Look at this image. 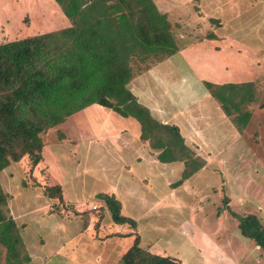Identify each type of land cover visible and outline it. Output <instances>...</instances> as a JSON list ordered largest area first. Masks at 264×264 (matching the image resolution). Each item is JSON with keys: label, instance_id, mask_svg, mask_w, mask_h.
<instances>
[{"label": "rangeland", "instance_id": "374dc122", "mask_svg": "<svg viewBox=\"0 0 264 264\" xmlns=\"http://www.w3.org/2000/svg\"><path fill=\"white\" fill-rule=\"evenodd\" d=\"M153 1L172 36L130 88L156 121L170 115L164 121L179 127L205 167L175 187L182 163H159L134 119L90 105L40 136L37 166L25 157L0 172V264H122L135 237L142 249L180 264H264V250L237 228L247 215L264 225V0H232L221 26L208 23L207 5L199 14L200 1ZM195 24L204 35L219 34L213 50L234 45L222 34L242 24L240 44L256 52L246 59L232 52L231 67L208 62L203 42L179 54L203 37ZM68 26L54 0H0V44ZM188 66L206 99L192 102L205 92L191 85ZM245 82L254 90L242 95ZM56 185L61 200L45 197ZM99 194L113 196L136 229L114 224Z\"/></svg>", "mask_w": 264, "mask_h": 264}, {"label": "trees", "instance_id": "16d2710c", "mask_svg": "<svg viewBox=\"0 0 264 264\" xmlns=\"http://www.w3.org/2000/svg\"><path fill=\"white\" fill-rule=\"evenodd\" d=\"M70 26L0 44V172L27 158L42 161L41 135L90 105L106 108L139 125V141L157 151L161 164L182 163L175 187L205 167L188 148L175 125L156 121L128 89L129 83L159 62V50L171 24L153 0H54ZM210 23L217 21L210 20ZM59 139H63L59 135ZM47 198L61 200L59 185ZM112 222L136 229L121 215V205L99 194ZM242 237L264 250V225L255 215L238 219ZM122 264H180L151 254L139 237L123 254Z\"/></svg>", "mask_w": 264, "mask_h": 264}, {"label": "crops", "instance_id": "0c3cea01", "mask_svg": "<svg viewBox=\"0 0 264 264\" xmlns=\"http://www.w3.org/2000/svg\"><path fill=\"white\" fill-rule=\"evenodd\" d=\"M180 1H182L183 3H192V2H195V1H200V4H198L196 7L199 9V8H201L200 7V5H202V4H204L205 6L207 5L208 7H209V9H210V11H211V13H212V15L211 14H208V19H207V21H208V23L210 24V20H214V21H217V23L216 22H214L213 23V25L214 26H217L216 24H218L219 26H221V20L220 19H223V18H220V16H221V13L223 14H227L228 12H232V4H230L231 2H232V0H159V2H158V4L160 3V2H164V3H172V2H180ZM256 1V0H255ZM154 2V1H153ZM155 4V3H154ZM225 5V6H222V5ZM156 5V4H155ZM200 10V12H199V14H204V12L201 10V9H199ZM239 12H240V10H238ZM238 12V13H239ZM160 13H162V14H164L166 17H167V20L169 21V18H168V15H167V13H165V12H160ZM233 13V12H232ZM235 15V14H234ZM226 19H228V17H226V16H224ZM242 24L241 25H238L237 27L234 25V29H235V31L237 30V32H234V29L233 28H231L230 27V32H226L225 34H222L223 36H226L227 38H229L230 40H228L229 42H234L233 44L234 45H232V46H227V44H229V43H227V41H224L223 43H226V45H223V47L219 50H213L210 46H211V44H213V43H215V42H219V34H217L216 33V31H214V32H212V33H208V35L206 34V35H204L203 33H202V31L200 30V27L201 26H199V25H197V24H195V25H193L191 28H192V30H198L199 29V31H201V33H202V35H203V37H199L198 39H196V40H198L197 42H195L194 44L192 43L191 45H189V47H187V48H185L183 51H180V52H182V53H180L179 52V54H188V53H193V49L195 48V47H199V42H203L204 44L202 45V46H200V50L204 53V52H207L208 54H207V59H208V62H211V63H214V64H216V63H218L219 65H226V66H228V67H231L232 65H233V59H235V56L234 57H232V56H230V54L232 53V52H234V53H236L235 55H237L238 57H240V58H243V59H246L245 57H246V54L247 53H249L250 51H251V53H255L256 51H254V50H252V49H250L249 47H247V48H245L244 47V45L243 44H240V42H241V36H240V32L243 30L242 29ZM197 32V31H196ZM191 33H193V32H191ZM190 33V34H191ZM201 35V36H202ZM201 39V40H200ZM246 46V45H245ZM203 47V48H202ZM190 48H192V49H190ZM226 51H228V52H226ZM232 55H234V54H232ZM206 56V55H205ZM229 56V57H228ZM220 58H226L225 60V62H221L220 61ZM253 59H255V60H252V62H254L255 61V63L256 64H260L259 62H258V59L259 58H253ZM263 59V58H262ZM263 61V60H262ZM228 62H230L231 64H228ZM228 64V65H227ZM257 67V66H256ZM188 68L190 69V70H188L190 73V75H189V77H190V80H192L193 81V84H191V85H193V87L196 89V85H199L203 90H204V92L205 93H203L201 96H199V94L197 93V96H195V97H193L192 96V94H190V96H192V102H194V101H200V99H202V98H204V99H206V95H207V88H206V86H203V84L202 83H200V81L199 80H197L196 78V76L197 75H194L193 74V71H192V69L188 66ZM192 74V75H191ZM232 80H233V78H231V81L230 82H232ZM199 81V82H198ZM131 84H133V82H130L129 83V87H128V89L131 91V93L133 94V93H136L132 88H130V86H131ZM249 83H246L245 82V85H244V87H243V94L242 95H245V94H247V93H251V92H253V88L251 87H249ZM230 86H231V88H230V90L232 91V89H234V93L235 94H238L239 93V88H237V87H235V86H232V84L230 83ZM237 92V93H236ZM193 93V92H192ZM134 95V94H133ZM216 95H217V93H216ZM239 95V94H238ZM135 96V95H134ZM136 98V97H135ZM137 99V98H136ZM138 101V100H137ZM139 103V102H138ZM140 104V103H139ZM193 104V103H192ZM142 105V104H141ZM144 106V105H143ZM145 107V106H144ZM147 108V107H146ZM148 109V108H147ZM149 110V109H148ZM151 111H152V109H151ZM150 112V111H149ZM150 114H152V113H150ZM161 116V119L159 118V122H161L162 124H167L168 122H165L164 120H168V118H169V114L167 113V112H164L162 115H160ZM162 117H166V118H163L162 119ZM169 124H171V123H169ZM177 126V125H176ZM178 127V126H177ZM178 129H179V127H178ZM180 130V129H179ZM184 143H185V145L187 146V147H189V148H191L190 146H188L187 145V143H186V141L184 140ZM192 149V148H191ZM195 153H196V151L194 150V149H192ZM156 160V159H155Z\"/></svg>", "mask_w": 264, "mask_h": 264}]
</instances>
